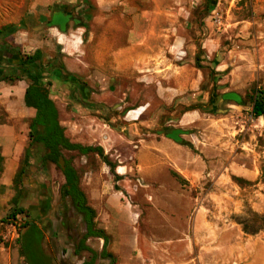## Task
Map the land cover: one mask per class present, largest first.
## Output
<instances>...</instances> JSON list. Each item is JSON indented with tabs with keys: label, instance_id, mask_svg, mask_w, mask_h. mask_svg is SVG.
I'll list each match as a JSON object with an SVG mask.
<instances>
[{
	"label": "rangeland",
	"instance_id": "374dc122",
	"mask_svg": "<svg viewBox=\"0 0 264 264\" xmlns=\"http://www.w3.org/2000/svg\"><path fill=\"white\" fill-rule=\"evenodd\" d=\"M160 4L161 43L163 35H172L177 29L176 37L182 45L176 54L177 63L185 62L187 53L195 55L194 64L203 73L201 92L197 93L196 98L193 95L192 103H125L127 88H132V97L141 95L155 100L159 84L146 80L137 82L135 79L130 84L116 76L119 72L113 68L114 63L110 59L96 67L111 76L112 80H104L102 87L95 86L89 78L96 69V62L91 58L94 43L88 42L87 34L81 39L76 32L71 33L72 27L67 30L68 39L61 38L57 32H43L39 41L28 40L17 44L16 48L23 55H28L36 47L43 46V67L55 61L61 63V67L54 71H59L69 81L61 84L48 73L44 76L43 85L55 100L65 136L72 143L102 147L104 157L114 168L112 170L95 153L85 156L78 151L63 150V156L78 173L80 187L88 197L89 204L99 203L108 196H118L131 207L133 224L140 230H148L143 226L144 220L153 218L158 222L159 219L151 215L147 207L153 206L151 201L154 196L164 197L166 201V197L175 192L173 181L177 177L173 173L178 172L168 168L159 180V185L165 187L156 186L155 181L138 168V147L142 138L152 139L151 134L158 129H162L160 132L164 134L180 129L186 135L183 145L190 149L194 157L204 161L211 170H215V166H218V170L222 169L225 180L229 182L225 183L219 194L245 199L240 213L229 214L230 218L239 224L247 223L248 228L255 230L262 225L263 216L255 213L246 200L253 190V183L232 174L231 166L238 164L242 169L252 170L255 153L263 170L259 178L264 181V117L254 118L247 106L210 105L209 97L213 89L222 94L235 84L242 87L236 93L244 98L253 94L254 88L264 90V0H160ZM58 20L63 24L66 18L60 17ZM167 53L172 56L171 52ZM78 97L81 98L80 103ZM187 113L193 114L195 120L185 124L183 129L177 128ZM5 121L6 116L0 115V122ZM30 121L16 126L18 132L27 135L24 141L27 147L30 145ZM39 162L40 158L36 155L32 159V170L45 183L52 209L37 221L40 224L44 221L49 226V249L55 247L56 250L51 258L54 264H82L91 257L87 252L79 256L74 253V244L85 233L83 220L70 204L62 203L60 188L64 184V177L60 168L52 163L42 168ZM234 169L237 174L239 171ZM179 181L187 186L182 189L189 190L190 185L185 179ZM202 183L199 187H192L193 196H205L213 190L210 182L203 180ZM9 206L10 209V202ZM19 207L32 216L30 204L22 202ZM9 209L7 205L0 207V212L4 211L0 222L5 221ZM224 211L226 216L229 212ZM129 213L130 210L126 208L122 218L126 227L130 226L134 237L138 233L132 229ZM255 215H258V220ZM6 223L0 227V241L15 246L16 238L8 242L2 240ZM87 244L99 253L102 242L89 239ZM95 264L106 262L98 259Z\"/></svg>",
	"mask_w": 264,
	"mask_h": 264
},
{
	"label": "crops",
	"instance_id": "0c3cea01",
	"mask_svg": "<svg viewBox=\"0 0 264 264\" xmlns=\"http://www.w3.org/2000/svg\"><path fill=\"white\" fill-rule=\"evenodd\" d=\"M160 13V0H0V30L9 27L17 29L15 33L0 38V75L8 74L18 63L19 56L14 53L19 50L16 48L17 44L28 40L37 42L43 32H57L61 38L68 39L67 30L72 27L71 33L76 32L81 39L87 34L88 42L94 43L91 58L96 62V69L89 78L95 86L102 87L106 80H112L111 76L96 67L110 59L114 63L113 68L119 72L116 76L130 84L134 79L137 82L146 80L159 84L156 88V101L141 95L132 97V88L129 87L125 91V103H192L193 95L196 98L197 93L201 92L203 73L194 64L195 55L187 53L185 62L177 63L176 54L182 48L179 38L176 37L177 29L172 35H163L164 40L161 43ZM60 17L66 18L63 24L58 20ZM172 36H175L173 40ZM42 47H36L28 55L37 50L42 52ZM167 52H171L172 56H168ZM54 70L50 74L56 81L61 84L69 81L62 73ZM46 75L47 73H43V76ZM41 84L43 85V81ZM28 87L29 80L24 77L15 81H0V115L4 114L7 120L0 122V156L3 158L0 207L7 205L9 209L10 202L12 207L8 210L9 213L15 205L21 206L22 202L30 204L31 218L44 230L45 252L52 257L56 250L55 247L49 249V226L44 221L42 224L37 221L52 209L46 185L33 172L32 162L31 167L24 171L25 175L31 176L32 186L28 184L25 175L21 177L20 185L16 186L15 182L27 150L31 151L30 125L36 115L35 110L25 104ZM240 90L242 87L235 84L222 94ZM50 98L55 103L54 98ZM78 100L80 103L81 98L78 97ZM222 103L218 101L214 104L216 107L239 106L234 102ZM194 120L193 114L187 113L177 128L183 129L185 124ZM29 121L30 145L27 147L24 142L27 135L18 132L16 126ZM160 130L162 129L151 134L152 139L140 140L138 168L146 177H151L156 186L159 185L162 174L171 168L189 183V190L182 189L187 186L175 178V192L169 194L166 201L164 197L154 196L151 201L153 206H148L147 210L159 220H144L143 226L148 230H140L133 224L131 207L118 196H108L96 204L88 202L95 211L97 229L104 230L109 237L107 250L114 256L115 264H264V228L258 234L250 235L244 232L238 222L230 218L232 214L240 213L245 199L219 194L222 193L225 183L229 182L225 180L222 169L218 170V166H215V170H211L204 161L194 157L190 149L179 142L186 136L182 134V130L179 140L173 139L168 133H161ZM35 151L36 147L31 152L36 155ZM257 161L254 153L252 170L242 169L238 164L231 166V170L232 174L247 178L253 183V190L246 200L251 209L264 218V181L259 178L263 170ZM234 168L241 173L236 174ZM203 180L210 182L213 190L205 196H193L192 187H199ZM126 208L130 210L129 221L132 229H136L137 236L133 237L130 226L126 227L127 224L122 218ZM224 210L229 212L226 216ZM3 214L4 211L0 212V218ZM3 223L0 222V227ZM137 224H140V219ZM161 236L164 238H160ZM90 239L102 242L100 253L104 240ZM102 260L106 264L110 263L107 259ZM19 261L26 264L20 255L19 246L6 245L0 241V264H19ZM52 262L54 264L53 259Z\"/></svg>",
	"mask_w": 264,
	"mask_h": 264
},
{
	"label": "trees",
	"instance_id": "16d2710c",
	"mask_svg": "<svg viewBox=\"0 0 264 264\" xmlns=\"http://www.w3.org/2000/svg\"><path fill=\"white\" fill-rule=\"evenodd\" d=\"M16 30L17 29L15 27L4 28L0 30V38H5L15 33ZM14 53L19 56V61L16 66L12 68L11 71H9L8 74L3 73L0 75V81H15L24 77L37 86L35 88L33 87V85H30L26 89L25 104L27 107L38 110L30 125V138L44 146L45 150H49L51 152L46 156V160H49L51 163L57 164L59 161V157L62 156L63 150L78 151L81 155L85 156L89 155L90 153H95L103 158L104 162H106L113 170V166L108 163V161L104 157L102 147L84 146L78 143H72L65 136L64 128L61 126L59 121L58 109L52 99H49V103L52 107L53 118L48 119L46 116H44L42 109L38 104L40 102H37V100L34 98V93H40V88H38L40 76H42L43 79V73L50 74V72L53 70H51V66L56 69L58 67H61V63L55 61L49 64V68L43 67L42 52L40 50H37L32 55H23L19 50H15ZM197 61H199L198 58ZM40 67L42 68V70L40 69ZM218 101L223 103L234 102L239 106H247L251 109V114L254 118L258 119L264 117V90L262 89L254 88L253 94L248 95L247 98H244L234 92L219 94L213 89L210 92L209 104L212 105ZM175 131H177L178 133L181 132V130L173 129L168 133V135L171 136ZM180 141L181 143H183L182 140H179V142ZM30 162L31 153L30 149H28L21 169L17 174V178L15 181L16 186L22 183L21 177L23 176L24 171L28 170L31 167ZM2 164L3 158L0 156V174L2 171ZM70 165L71 164L69 163L68 171H70V174L68 172L65 173V175L67 176V182H65V184H63V186L61 187L60 194L61 198L63 200H66L68 196L72 195V193L68 190V186L74 184L76 190L83 200L82 208L80 209L77 208V203L79 202L77 197L72 195V200L69 201V204L73 208H76L79 215H81L85 226L84 235L79 239L74 247L75 255L79 256L83 252H88L91 255L90 259L84 260L82 264H95L99 258L109 260V264H115L114 256L107 250L109 237L104 230L97 229L95 222V211L91 206L88 205L87 196L80 187L79 176L76 170ZM173 174L179 180H182V178L178 174ZM258 218V215H255V219L258 220ZM4 220L8 223L15 222L17 225H19V237L16 239V244L19 246L20 255L25 259L26 264H53L52 258L45 252L44 230L40 228L36 220L31 218L29 212H27L24 208L15 205L14 208L9 211ZM261 222L262 225L255 230H251L250 228H248L247 223L240 224L244 226L243 230L245 233L255 235L264 228V218L261 219ZM90 238H99L104 240L103 249L100 253L94 251L87 245V240Z\"/></svg>",
	"mask_w": 264,
	"mask_h": 264
},
{
	"label": "flooded vegetation",
	"instance_id": "af4514ba",
	"mask_svg": "<svg viewBox=\"0 0 264 264\" xmlns=\"http://www.w3.org/2000/svg\"><path fill=\"white\" fill-rule=\"evenodd\" d=\"M18 61H19V58H18ZM54 70V68L51 66V70ZM41 81H43L42 80V76H40V82H39V85H38V88H40V93L38 94H35L34 93V98L37 100V102H40V103H38L39 104V106H40V108L42 109V112H43V114H44V116H46L48 119H52L53 118V116H52V107H51V104L49 103V99H51L50 98V94H49V92L44 88V86L41 84ZM30 85H33V87H37L33 82H31L30 80H29V86ZM80 87V86H79ZM35 110V112L37 113L38 112V110L37 109H34ZM30 141H31V151L33 152V148L34 147H36V151L34 152V153H36V155H37V157H39L40 158V165L42 166V168H44L45 166H47L49 163H51L49 160H46V156L49 154V153H51L49 150H45V147L44 146H42L41 144H39V143H37V142H35L33 139H30ZM30 151V153H31V162H32V159H35V156L36 155H34L32 152ZM62 154H63V152H62ZM33 155V156H32ZM30 162V163H31ZM52 164H55V163H52ZM57 167H59L60 168V170H61V173H62V175H63V177H64V184H65V182H67V176L65 175V173L66 172H68L69 174H70V171H68V166H69V162H68V160L66 159V162H65V169H62L61 167H60V165H59V161H58V163L57 164H55ZM71 167H72V165H70ZM78 174V173H77ZM23 175H25V174H23ZM26 177V179L28 180V184L29 185H31L32 186V183L30 182V180H31V176H29V175H25ZM38 185H36V187H37ZM63 186V185H62ZM61 186V187H62ZM34 190H37V189H34ZM68 190L72 193V195L73 196H75V197H77L78 198V203H77V208L78 209H80V208H82V198L80 197V195H79V193H78V191L76 190V187H75V185L74 184H71L70 186H68ZM72 195L71 196H68L67 198H66V200H63L62 202L64 203V204H68V202L69 201H71L72 200ZM47 197V196H46ZM74 210H75V212L76 213H78L77 212V210H76V208H74ZM78 215H79V213H78ZM81 216V215H80ZM67 225V224H66Z\"/></svg>",
	"mask_w": 264,
	"mask_h": 264
},
{
	"label": "built area",
	"instance_id": "2783aa9c",
	"mask_svg": "<svg viewBox=\"0 0 264 264\" xmlns=\"http://www.w3.org/2000/svg\"><path fill=\"white\" fill-rule=\"evenodd\" d=\"M5 232L3 233L2 240L4 242H8L12 238H18L19 237V225H17L15 222H9L5 224Z\"/></svg>",
	"mask_w": 264,
	"mask_h": 264
},
{
	"label": "water",
	"instance_id": "95a60500",
	"mask_svg": "<svg viewBox=\"0 0 264 264\" xmlns=\"http://www.w3.org/2000/svg\"><path fill=\"white\" fill-rule=\"evenodd\" d=\"M65 162H66V159L65 157L62 155L59 157V165L62 169H65Z\"/></svg>",
	"mask_w": 264,
	"mask_h": 264
},
{
	"label": "bare ground",
	"instance_id": "6f19581e",
	"mask_svg": "<svg viewBox=\"0 0 264 264\" xmlns=\"http://www.w3.org/2000/svg\"><path fill=\"white\" fill-rule=\"evenodd\" d=\"M171 136L173 139L179 140V133L177 131L173 132Z\"/></svg>",
	"mask_w": 264,
	"mask_h": 264
}]
</instances>
